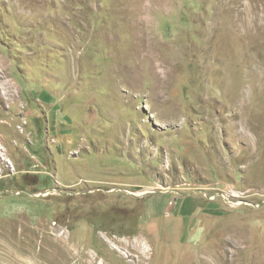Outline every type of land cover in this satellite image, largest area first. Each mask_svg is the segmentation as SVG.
I'll return each instance as SVG.
<instances>
[{
  "label": "rangeland",
  "instance_id": "1",
  "mask_svg": "<svg viewBox=\"0 0 264 264\" xmlns=\"http://www.w3.org/2000/svg\"><path fill=\"white\" fill-rule=\"evenodd\" d=\"M0 264H264V0H0Z\"/></svg>",
  "mask_w": 264,
  "mask_h": 264
}]
</instances>
